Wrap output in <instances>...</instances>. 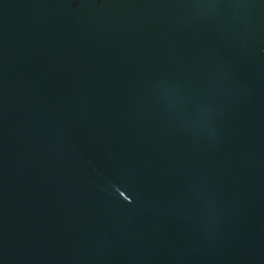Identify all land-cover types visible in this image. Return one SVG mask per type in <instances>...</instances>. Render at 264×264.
<instances>
[{
  "label": "water",
  "instance_id": "water-1",
  "mask_svg": "<svg viewBox=\"0 0 264 264\" xmlns=\"http://www.w3.org/2000/svg\"><path fill=\"white\" fill-rule=\"evenodd\" d=\"M0 264H264V0H0Z\"/></svg>",
  "mask_w": 264,
  "mask_h": 264
}]
</instances>
